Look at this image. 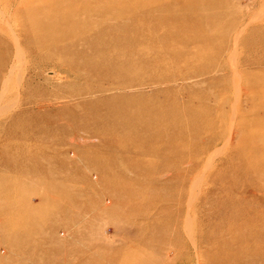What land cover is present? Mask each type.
<instances>
[{"label": "rangeland", "instance_id": "1", "mask_svg": "<svg viewBox=\"0 0 264 264\" xmlns=\"http://www.w3.org/2000/svg\"><path fill=\"white\" fill-rule=\"evenodd\" d=\"M31 1L0 0V264H264V0L155 8L156 26L125 10L149 0H61L93 12L88 45L67 57L18 48L11 29ZM112 8L124 16L96 15ZM140 23L150 52L65 70ZM116 72L156 81L110 89ZM132 119L159 134L110 144Z\"/></svg>", "mask_w": 264, "mask_h": 264}, {"label": "bare ground", "instance_id": "2", "mask_svg": "<svg viewBox=\"0 0 264 264\" xmlns=\"http://www.w3.org/2000/svg\"><path fill=\"white\" fill-rule=\"evenodd\" d=\"M82 1L84 0H79L78 3H75L76 1L72 2V0H70L69 4L77 7V6L82 5L83 3ZM59 3H62V1L61 0H33L19 12L21 14H24L27 18L25 19L24 23L22 22V23L16 24L11 29L12 35H13L11 37L14 38V41L16 42L18 48L25 46L30 53H36V47L38 46L39 48H42L45 50L48 49V52L51 54L59 50V52L63 53V55L67 57L74 53H77V54L80 53L71 48V46L76 45L75 43L82 42L84 45L86 46L88 45L87 40L85 38L84 39L80 38L79 34L89 33L93 29L94 26L89 21V19L93 15L92 14L93 12H87V15L84 16V18L83 17L77 18L75 16L70 15V11H68L69 7L57 8L56 6ZM197 3H198V0H149L147 1L146 4L142 6L143 8L137 7L135 9L129 8L125 10L128 11V13L130 14V16L128 15V17L129 19H131V18H137V17L144 16V14H142V11L144 10L142 9L146 8L145 11H148V13L145 16L146 17L145 20L148 19V21H151L150 22L151 26H156L159 24L161 25L162 18H160V16L158 17V16L153 15L150 12V10H153L155 8H160L163 10L171 9V8H175L176 5H181V6L186 5L187 8L191 9L193 5L197 6ZM97 14H108L106 15L108 18H117V17L124 16L123 15L124 13L120 12L117 8L105 10L103 13L99 11L98 13H96V15ZM64 17L68 18L71 21L76 22L75 24L76 26L71 27L69 29L64 28L62 26H59L60 28H58V26L56 25V21ZM144 25H146V23L144 24L140 23V25L139 24L137 25L134 24L131 26L129 25L128 32L130 31L136 32V34L130 37V39L122 38L119 35L116 36L118 33L114 32L116 34L114 35L113 31H112L113 34H111L110 32L111 37L109 38L100 37L101 39L100 38L96 39V43L93 44V47H91L90 50L92 51L96 50L95 53H99V52H102V53H100V55H97L96 56L97 58L96 57H94L93 59L88 58V60H85L84 58L78 59L77 61L74 62V64H72L73 66L66 65L64 67L65 70L67 69L70 72H76L77 69L79 68H84V67H87L95 63L96 65L98 63L100 66L103 67V69L107 70L115 54H118L119 52L121 53L119 49L121 48L125 49L127 48V46H129L130 48H134L133 50H135V52L139 50H146V49H147L146 50L147 53L150 52L149 45L140 44L139 42V38L143 37L142 35L151 37V33L147 32L149 28H145ZM189 28H192V26L190 25L188 28H185V29H189ZM96 36H98V34H96ZM183 38H184L183 39L184 41L189 40V36L187 35L184 36ZM49 40L51 41V43H48ZM62 40H65L66 43L64 44L61 43ZM151 49L154 50L155 49L154 46H152ZM85 54L88 55V53H85ZM116 74L117 75L114 78H112L113 80L111 82V85L109 86L110 89H123L124 90L125 88H128V87L131 88L133 86H138V85H142L145 83L154 84V82L156 81L155 79L153 80V78H150V77L137 79V80H134L132 78L124 80L120 72H116ZM103 75H106V74H103ZM171 78H169V80ZM24 100L26 101V98H24ZM35 106L43 107L44 110H47V107H48L47 105H44V104H40V105L35 104ZM123 106L124 104L122 105V107ZM43 112L45 111H42L41 113ZM156 117H159L161 120H164L161 114L159 116V114L156 113ZM177 121L178 119L176 120V122ZM121 130L124 131L122 134H120L122 138H120V140L118 141H113L110 144H113L115 146L118 145L119 147H123V148L130 147L136 141L129 140L127 139V137L132 133H136L137 131L139 132V130H142L144 133H146L145 136L149 134L151 138L157 137V135L159 134V132L157 131L155 127L153 126L145 127L143 124L139 123V121H137L136 119H132V121L126 122ZM177 130L179 131V127L177 128ZM145 141H146V138H143L142 141H137V145L141 148L146 144ZM91 143L92 141L86 142L84 143L83 146H93L91 145ZM158 169L159 168L157 167H153L151 168V170L141 169L140 167L133 168V170L136 173H139V175H145V176L150 175L151 173L155 172ZM113 174L117 175V172ZM113 180L119 182L121 179H119V176H117V178L115 176Z\"/></svg>", "mask_w": 264, "mask_h": 264}]
</instances>
